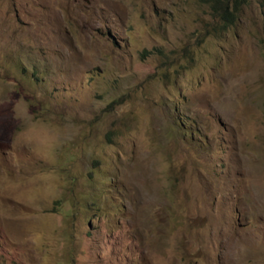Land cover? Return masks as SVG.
Instances as JSON below:
<instances>
[{
  "label": "rangeland",
  "instance_id": "obj_1",
  "mask_svg": "<svg viewBox=\"0 0 264 264\" xmlns=\"http://www.w3.org/2000/svg\"><path fill=\"white\" fill-rule=\"evenodd\" d=\"M0 264H264V0H0Z\"/></svg>",
  "mask_w": 264,
  "mask_h": 264
},
{
  "label": "trees",
  "instance_id": "obj_2",
  "mask_svg": "<svg viewBox=\"0 0 264 264\" xmlns=\"http://www.w3.org/2000/svg\"><path fill=\"white\" fill-rule=\"evenodd\" d=\"M203 2L210 5L214 12L220 16L222 20L228 22L229 25H233L239 18L243 8L249 4L250 0H203ZM92 203L93 208H95L96 205L98 208V203L95 204L93 198L91 199L90 206H92ZM89 210L90 207L88 208V211ZM74 214H76V212ZM72 215L73 214H71V216ZM71 216L68 215L69 218H71Z\"/></svg>",
  "mask_w": 264,
  "mask_h": 264
}]
</instances>
